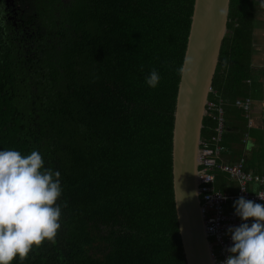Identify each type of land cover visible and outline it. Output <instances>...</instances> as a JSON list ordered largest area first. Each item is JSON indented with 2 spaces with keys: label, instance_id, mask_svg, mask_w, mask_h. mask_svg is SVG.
<instances>
[{
  "label": "trees",
  "instance_id": "16d2710c",
  "mask_svg": "<svg viewBox=\"0 0 264 264\" xmlns=\"http://www.w3.org/2000/svg\"><path fill=\"white\" fill-rule=\"evenodd\" d=\"M49 1L24 33L0 22V149L38 150L62 186L57 235L13 264H186L172 131L194 0ZM254 11L253 0H230L209 95L222 102L228 154L250 131L236 101L252 109ZM152 70L155 88L145 83ZM215 116L204 117L202 142L217 136Z\"/></svg>",
  "mask_w": 264,
  "mask_h": 264
},
{
  "label": "clouds",
  "instance_id": "9594fccd",
  "mask_svg": "<svg viewBox=\"0 0 264 264\" xmlns=\"http://www.w3.org/2000/svg\"><path fill=\"white\" fill-rule=\"evenodd\" d=\"M260 4L264 6V0ZM189 62L185 57L184 64ZM178 72L183 76V65ZM159 81L156 70L145 78L151 88ZM61 194L60 172L45 167L38 150L25 155L12 148L0 149V264L24 260L34 247L55 238L61 227L62 209L57 203ZM233 209L244 222L227 229L233 243L220 264H264V204L240 196Z\"/></svg>",
  "mask_w": 264,
  "mask_h": 264
},
{
  "label": "water",
  "instance_id": "95a60500",
  "mask_svg": "<svg viewBox=\"0 0 264 264\" xmlns=\"http://www.w3.org/2000/svg\"><path fill=\"white\" fill-rule=\"evenodd\" d=\"M230 0H194L172 131V177L176 215L186 264H215L205 232L198 184L201 132L228 32Z\"/></svg>",
  "mask_w": 264,
  "mask_h": 264
},
{
  "label": "built area",
  "instance_id": "2783aa9c",
  "mask_svg": "<svg viewBox=\"0 0 264 264\" xmlns=\"http://www.w3.org/2000/svg\"><path fill=\"white\" fill-rule=\"evenodd\" d=\"M236 105L244 112L247 128H250L252 125L251 101L237 99ZM210 111L216 113L214 119L217 120V136L211 139L214 147H210L211 142L210 144L201 142L198 191L205 232L211 243L212 257L215 264H220L229 255L226 249L233 243L230 234H227V229L230 226H239L244 222L234 214L233 202L238 197L244 196L246 199L264 204V200L258 197H264V173L256 174L245 171L246 159L244 156L233 162L222 159V154L227 153L226 149L220 145L225 128L222 102H208L206 115ZM249 143V134L246 133L243 136V144ZM215 173L225 175L232 192H221L215 188L213 185L216 180ZM247 222L251 224L252 220Z\"/></svg>",
  "mask_w": 264,
  "mask_h": 264
},
{
  "label": "crops",
  "instance_id": "0c3cea01",
  "mask_svg": "<svg viewBox=\"0 0 264 264\" xmlns=\"http://www.w3.org/2000/svg\"><path fill=\"white\" fill-rule=\"evenodd\" d=\"M252 52V66L255 68V83L252 84L255 85L256 89L253 90L255 92L254 95L250 94L253 102L250 113L252 120L249 131L250 143L246 146L244 144L235 146L234 148L237 151H234L233 154H225L223 159L225 161H235L243 154L248 169L256 173H264V166L261 158H259V151H262L261 156H264V6H261L260 0H255ZM234 126L232 127L237 133L238 131H236ZM239 152L241 153L240 155ZM256 156L258 159L257 164H255L254 159L249 161V157L255 158Z\"/></svg>",
  "mask_w": 264,
  "mask_h": 264
},
{
  "label": "flooded vegetation",
  "instance_id": "af4514ba",
  "mask_svg": "<svg viewBox=\"0 0 264 264\" xmlns=\"http://www.w3.org/2000/svg\"><path fill=\"white\" fill-rule=\"evenodd\" d=\"M59 5L69 4L71 0H51ZM42 2L49 0H0V22L3 30L7 28V33L11 34V29L16 33H24L30 30L28 22L30 14L38 11V6ZM34 15V14H33ZM36 15V14H35Z\"/></svg>",
  "mask_w": 264,
  "mask_h": 264
},
{
  "label": "rangeland",
  "instance_id": "374dc122",
  "mask_svg": "<svg viewBox=\"0 0 264 264\" xmlns=\"http://www.w3.org/2000/svg\"><path fill=\"white\" fill-rule=\"evenodd\" d=\"M253 86V87H252ZM252 86H251V94H255V92L253 91V90H255L256 88L254 87L255 85L254 84H252ZM261 154H262V151H259V158H261V162H262V165L264 166V156H261ZM249 159V161L251 160V159H254V161H255V164H257V162H258V159H257V156L255 157V158H252V157H249L248 158Z\"/></svg>",
  "mask_w": 264,
  "mask_h": 264
}]
</instances>
